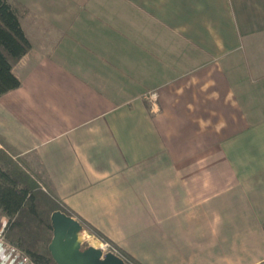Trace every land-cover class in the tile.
Masks as SVG:
<instances>
[{
    "label": "crops",
    "instance_id": "crops-1",
    "mask_svg": "<svg viewBox=\"0 0 264 264\" xmlns=\"http://www.w3.org/2000/svg\"><path fill=\"white\" fill-rule=\"evenodd\" d=\"M6 1L0 138L56 199L140 264L264 262V0Z\"/></svg>",
    "mask_w": 264,
    "mask_h": 264
},
{
    "label": "trees",
    "instance_id": "trees-1",
    "mask_svg": "<svg viewBox=\"0 0 264 264\" xmlns=\"http://www.w3.org/2000/svg\"><path fill=\"white\" fill-rule=\"evenodd\" d=\"M29 50L30 43L16 14L6 0H0V96L20 86L12 68ZM0 145V214L7 218L5 229L11 241L17 238L18 245L36 263L55 264L47 250L49 235L43 240L28 233L21 236L23 229L36 220L43 204H47L50 213L59 210L76 218L82 229L86 228L103 237L56 199L42 173L29 168L1 138ZM48 228L50 234V220ZM118 251L126 264H140L123 251Z\"/></svg>",
    "mask_w": 264,
    "mask_h": 264
},
{
    "label": "water",
    "instance_id": "water-1",
    "mask_svg": "<svg viewBox=\"0 0 264 264\" xmlns=\"http://www.w3.org/2000/svg\"><path fill=\"white\" fill-rule=\"evenodd\" d=\"M50 227L47 250L55 264H126L112 253L102 256L94 246L82 247L79 239L82 226L74 217L55 210L50 214Z\"/></svg>",
    "mask_w": 264,
    "mask_h": 264
},
{
    "label": "built area",
    "instance_id": "built-area-1",
    "mask_svg": "<svg viewBox=\"0 0 264 264\" xmlns=\"http://www.w3.org/2000/svg\"><path fill=\"white\" fill-rule=\"evenodd\" d=\"M143 98L150 103L152 108L156 105L157 93L149 91L143 95ZM79 239L82 246L92 245L98 248L102 256L106 253H112L120 257L118 248L114 244L106 239L90 234L86 228L82 229L79 233ZM120 258L122 259V257ZM0 264H38L27 253L6 239L4 225H0Z\"/></svg>",
    "mask_w": 264,
    "mask_h": 264
},
{
    "label": "rangeland",
    "instance_id": "rangeland-1",
    "mask_svg": "<svg viewBox=\"0 0 264 264\" xmlns=\"http://www.w3.org/2000/svg\"><path fill=\"white\" fill-rule=\"evenodd\" d=\"M49 207L47 206V204H43L41 205V207L39 208L38 210V214H37V217H36V220L31 221L29 223L28 226H26L23 231H22V234L21 236H23L25 233H28V235H33L34 237H38L40 238L41 240L45 239L48 235H49V228H48V224H49V220H50V211H49ZM51 214V213H50ZM1 215V214H0ZM1 225V224H0ZM6 226V225H5ZM90 234L98 237V238H105L104 236L103 237H100L99 235L95 234L94 232H91L89 230ZM81 235V234H80ZM5 237L6 239L16 245L17 247H19L21 250H23L25 253H27L24 249H22L19 245H18V239L15 238L13 241H11L8 237H7V234H6V229H5ZM107 240V239H106ZM89 246H92V245H89ZM82 247H87V245H83ZM118 250H120L118 248ZM28 254V253H27Z\"/></svg>",
    "mask_w": 264,
    "mask_h": 264
}]
</instances>
